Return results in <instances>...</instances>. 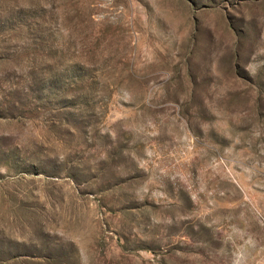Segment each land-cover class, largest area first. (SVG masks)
I'll list each match as a JSON object with an SVG mask.
<instances>
[{
    "label": "rangeland",
    "instance_id": "374dc122",
    "mask_svg": "<svg viewBox=\"0 0 264 264\" xmlns=\"http://www.w3.org/2000/svg\"><path fill=\"white\" fill-rule=\"evenodd\" d=\"M0 264H264V0H0Z\"/></svg>",
    "mask_w": 264,
    "mask_h": 264
}]
</instances>
